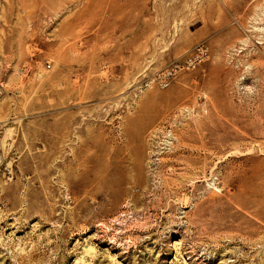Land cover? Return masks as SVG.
Masks as SVG:
<instances>
[{
	"label": "rangeland",
	"instance_id": "1",
	"mask_svg": "<svg viewBox=\"0 0 264 264\" xmlns=\"http://www.w3.org/2000/svg\"><path fill=\"white\" fill-rule=\"evenodd\" d=\"M0 264H264V0H0Z\"/></svg>",
	"mask_w": 264,
	"mask_h": 264
},
{
	"label": "built area",
	"instance_id": "2",
	"mask_svg": "<svg viewBox=\"0 0 264 264\" xmlns=\"http://www.w3.org/2000/svg\"><path fill=\"white\" fill-rule=\"evenodd\" d=\"M198 57L197 54H194L193 56L189 57L187 59V62H192L194 58Z\"/></svg>",
	"mask_w": 264,
	"mask_h": 264
}]
</instances>
